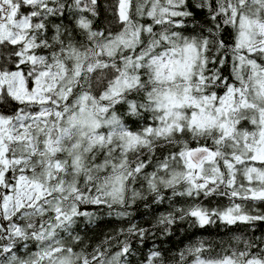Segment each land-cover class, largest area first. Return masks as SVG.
I'll list each match as a JSON object with an SVG mask.
<instances>
[{
	"label": "snow or ice",
	"instance_id": "obj_1",
	"mask_svg": "<svg viewBox=\"0 0 264 264\" xmlns=\"http://www.w3.org/2000/svg\"><path fill=\"white\" fill-rule=\"evenodd\" d=\"M0 264H264V0H0Z\"/></svg>",
	"mask_w": 264,
	"mask_h": 264
},
{
	"label": "trees",
	"instance_id": "obj_2",
	"mask_svg": "<svg viewBox=\"0 0 264 264\" xmlns=\"http://www.w3.org/2000/svg\"><path fill=\"white\" fill-rule=\"evenodd\" d=\"M212 231H215V229H213Z\"/></svg>",
	"mask_w": 264,
	"mask_h": 264
}]
</instances>
